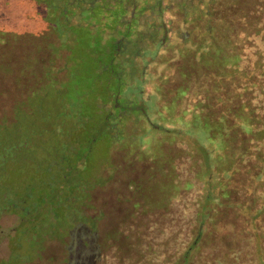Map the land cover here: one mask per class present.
Wrapping results in <instances>:
<instances>
[{
  "label": "rangeland",
  "instance_id": "1",
  "mask_svg": "<svg viewBox=\"0 0 264 264\" xmlns=\"http://www.w3.org/2000/svg\"><path fill=\"white\" fill-rule=\"evenodd\" d=\"M214 1L185 0L177 11L193 19L197 27L202 26L207 18H203L197 24L195 18L198 17L200 9L196 6L206 2L215 10V16L219 18V24L222 26L224 22L233 24L241 20L242 13L256 2V0H220L222 5L217 6L213 5ZM98 2L97 6H108L111 0H98ZM153 2L158 3V0H151L152 6H154ZM187 3L191 5L187 7ZM65 8L68 9L69 15L73 13V8L69 5ZM116 10V5H113L112 11L116 12ZM148 12H150L149 6H145L144 13L150 15L152 19L150 22L144 21L140 27V33L145 35L141 43L135 44L136 48L142 47L137 49L140 53L136 57L134 53L135 58L131 56L127 59L126 65H131L129 66L131 70L148 62H151V65L160 51L161 35L156 29L157 18L152 12ZM257 15L255 13L249 19L256 18ZM44 17L35 0H0V30L16 35V40H12L9 47H0V58L12 65H33L36 71L32 68L25 69V72L31 70V76L34 79L40 77L38 69L41 71L39 67L41 64L47 65L44 67L46 71L51 70L54 74L53 66L60 67L67 53L66 49L60 52L52 50L51 39L55 42L57 37L50 33ZM237 41L242 54L239 65H230L231 61L229 64L216 65L218 61L213 62V60L212 65H200L198 59H194L195 53L191 54L193 49L186 50L188 56L184 58L186 51L180 52L177 56L176 47L166 49V62L162 59V65L155 67L156 71H162L159 74L162 77L157 74L143 82L145 97L137 94L141 91L140 79L131 78L132 81L127 86L130 102L133 105L143 103L152 110L156 104V110L151 112L150 120L158 124L160 114V126L164 127L165 124L169 130L179 129L181 136L154 131L151 133V139H153L151 143L148 141L149 136L146 135L147 130L134 126L136 119H131L133 123H128V133H132L135 137L139 136L138 139L133 137L134 144L124 146L128 140L117 131L118 145L114 146L115 148L109 153L112 165L108 156L94 157L93 155L92 164L89 163L91 164L89 172L91 181L93 185L99 184V187L92 191L89 206L82 209L83 215L88 219L81 218L80 210L75 211L70 218L68 217L71 213L69 208L76 207L84 197L67 196L66 202L62 199L61 205L63 204L68 212H65L62 217L55 218L51 223V225L54 222L57 223L58 230H51L43 241L39 256L24 264H64L63 256L80 241H83L81 244L84 246L89 243L77 255L86 264H115L118 257L127 259L131 255L130 246L138 238V235L133 232L134 221L145 224L151 222L159 228L165 222L177 224L178 221H182L180 209L196 207L199 199H202V208L198 209L201 215L206 208H217L218 204H222L219 216L215 219L224 225V238L228 240V245L231 247L233 245L231 231L247 230L246 221L256 223L258 228L256 232L263 238L261 248L253 245L254 239L251 237L254 233L251 232L250 235L248 231L241 245V253L246 258L264 254V57H262L264 48L260 38L252 37L245 40L244 37H240ZM195 42L198 43V39L193 38L192 45H195ZM201 43L199 38V44ZM55 44L57 45L56 42ZM231 52L232 49H225L220 58ZM65 75L67 77V74ZM26 79L27 76L20 72L13 81L15 84ZM50 81L51 79L45 89H37L36 93L51 95ZM55 82L56 80H53V83ZM159 82L162 83L160 90L162 97L152 91ZM16 93L20 96L18 85L13 87L12 77L0 71V213L13 211L23 216L24 222L17 228V233L23 234L26 232L27 224L31 227L33 221H45V216L47 219L51 218L48 214L39 215L38 211L41 210L39 204L44 200L47 204L52 201L47 194H41L40 188L44 185V179H47L49 180L47 181L48 191L51 192L52 185L56 184L54 176L63 168L72 166L76 155L72 154L68 158H63L62 161L58 159L59 153L65 152L64 147L73 144L75 140L71 138L73 134L68 135L72 125L68 124L65 129L58 126L61 122L58 121L56 110L52 107V97L38 100L41 110L27 108L24 113L18 115L14 111L15 103L9 104ZM143 97L147 99L144 101ZM5 102L10 105L6 109ZM247 106L253 109V122L247 120ZM163 108L166 110L164 111ZM132 111L130 108L126 116L135 115ZM199 112L208 115V118L200 125L202 128L200 130L213 137L215 135L213 130L219 126L220 136L222 137L221 133L226 136L223 144L216 140L211 143L203 132L201 134L192 129L191 120H189L191 113ZM116 121L117 119L114 122ZM125 121L127 119L121 121V124ZM248 123H252L253 128L250 136L241 132ZM192 125L199 126L196 121ZM55 129L58 130L57 135H54ZM61 129L67 131V135L62 136ZM96 130H99L98 127ZM118 130L121 131L120 126ZM106 134L108 138V132ZM241 151L246 152V155L242 156ZM203 154H205L204 157ZM164 167L166 168L163 171ZM153 169L157 171H155V177L151 178L149 174ZM261 169L262 172H260ZM79 170L85 174L87 168L81 167ZM253 172L257 175L254 181L251 178ZM210 174L213 181L209 182L216 184L217 187L214 190V196L219 199L217 201L206 198L210 192L206 177ZM101 176L108 178L103 186H100V183H103L105 179ZM200 177L204 179V185L200 182L202 179ZM184 181L189 182V186L184 187L185 190L182 191L180 183ZM170 182L172 185H168ZM137 185L141 187L138 188ZM175 186H179L181 191L180 189L179 191L178 189L170 190V188H176ZM225 194L228 198H219ZM203 195L206 196L203 198ZM166 209L169 211L165 212ZM207 222L210 224L213 221ZM17 224L18 221H15L13 216L6 215L0 219V263L8 261L11 256L8 238ZM88 225L96 229L91 231ZM155 231L150 240L160 242L162 235L157 229ZM115 237L123 243L122 249L115 255L116 257L108 259L106 255L112 251V247L121 244L117 243L118 241H111ZM33 242L29 244L25 241L21 249L26 252V255L33 251L34 257L37 254L34 248L38 245ZM128 245H130L129 248H127ZM249 263L254 264L249 261L245 264Z\"/></svg>",
  "mask_w": 264,
  "mask_h": 264
},
{
  "label": "trees",
  "instance_id": "2",
  "mask_svg": "<svg viewBox=\"0 0 264 264\" xmlns=\"http://www.w3.org/2000/svg\"><path fill=\"white\" fill-rule=\"evenodd\" d=\"M219 1L220 0H215L213 5H222ZM35 2L39 4L38 6L40 12L44 14V19L48 22L52 30L57 31V29H60L61 27H59L58 22H54L53 18L55 16H59L60 20L65 18L66 13L64 11L66 8H63L62 1L35 0ZM182 2L184 3L185 0ZM203 4L196 6L200 10L198 12V17L195 19L198 24L203 20V18H207L202 26L197 27L195 34L196 39H198V43L195 42L196 49L194 59H198V61L201 63L200 65H212L214 61H218L216 65H225V63L229 64V61L232 62L230 65H239L240 60L242 61V54L241 51H239V44L237 40L240 37H244L245 40H248L252 37L260 38V42L263 44L264 48V16H262L264 13V0H256L254 4L250 5V7L247 8V10L244 11L240 16L241 20H237L233 24L224 22L222 26L219 24V18L215 16L216 12L210 7V4H207L206 2ZM255 13L258 14L257 17L249 19V17L253 16ZM48 14H52L53 17L51 18ZM13 36L14 38H11ZM199 38L202 41L201 44H199ZM12 40H16V35H11L10 32L0 30V47H9ZM225 49H232V52L220 58V55L223 54ZM262 57H264V52ZM95 59L99 60V58ZM3 60V58H0V71L3 72V74L6 73L12 77L13 87L14 85H18V91L20 92V96L17 95V92L15 94V98L10 99L9 103L10 105L12 102L13 104L15 103V113H18V115L19 113H24L27 108L41 110L42 107L38 104V100H44L47 97H52V107L55 108L56 117L58 118V121L61 122V125L58 124V126H62V128L65 129V126L68 124L72 125V130L68 131V135L73 134L71 138H74L75 140L73 144L64 147L65 152L59 153L58 155L59 161H62L63 158H68L72 154L76 155L74 164L72 166L69 165L67 169L63 168L54 176L56 177V184H54V186L52 185L51 192L48 191L49 183H47V181L49 180L47 179H44V185L40 188L41 194H47L48 197L52 199V201L50 204H47V202L44 200L39 204V208H41V210L38 211L40 213L39 215L41 216V214H48L51 218L47 219L45 216V221H33V225L31 227L30 224H27V228H25L26 232L23 233L21 237H18V235L13 237V240L11 241V256L9 257V260L0 263L10 264L17 262L19 264H24L27 261L37 258L42 249V244L46 235H49L51 230H58L56 227L57 223L54 222L53 225H51V223L55 218L62 217L64 216L65 212H68V210L66 211V209H64L65 206H63V204L61 205L62 199L64 202H66L68 201V199H65L67 196L79 197L80 195V197H84L83 200L78 202L76 207L69 208L71 213L68 215V217L70 218L72 214L75 213V211L80 210L79 214L81 218L88 219V217L83 215L82 209H84L83 206L85 208L89 206L87 205L89 200L88 192L93 186H95L93 185V181H91L92 177L89 176L92 164L91 161H93V155L95 157L96 154L94 153L96 144L102 142L103 138L107 136L106 133L110 132L111 130V116L107 115V112L104 111V108L105 104L107 103L113 104V95L117 91H115L112 84L107 83L106 80H103L101 77H97L98 82H105L106 84L105 88L107 92H101L102 90H99L100 85L98 88L96 87L97 84H94L95 79L90 80L88 77H86V75H89V72L84 71V73L81 74L80 72L76 71L70 76L68 80H65V83L64 81L61 82L58 80L53 83L55 78H52L50 73L47 71H43V73L40 71V77H38V79H34L33 76H31V70H28L27 73L25 72V69H34L33 65H12L11 63L5 62ZM95 63L97 65H101L103 61ZM20 72H23L24 76H27V79L23 82H15L14 84L13 78H16V75ZM47 74L49 77H51L50 90L52 96L49 94L36 93L37 89L43 90L48 85L50 79L47 80L49 78ZM47 89H49V87ZM93 92L95 93V96H93ZM105 95H107V97H105ZM9 104L7 105V102H5L4 108H8V106H10ZM99 106L101 108V112L99 111ZM246 110L247 120L249 122H253V109L247 106ZM206 118H208V115L202 114L200 112L191 113L189 120H191L192 129L203 134L204 132L200 130L202 129L200 125H202ZM195 121L199 126L193 127L192 124ZM187 124L189 125V122ZM247 125L248 126L244 130H241V132L247 136H250L253 133L252 123H248ZM96 127H98L99 130H96ZM60 131L62 136L67 135V131H62V129ZM57 134L58 130L55 129L54 135ZM213 134H215L213 137L207 132H205L203 135H205L206 139L209 142L211 141V143H213L215 140L220 144L224 143L226 136L223 133H221L222 137L220 136L219 126L213 130ZM241 154L242 156H245L246 152L242 153L241 151ZM204 156L205 154H203V157ZM90 162L91 164H89ZM81 167L87 168L85 174L79 170ZM260 172H262V169ZM256 176V173L251 175L253 181L256 179ZM102 178L104 179V177ZM206 181V183H209V186L207 187H209L210 192L207 196L203 195V198L206 196V198H210L211 201L219 200L216 196H214V190L217 188L216 184L209 182L213 181L211 174L206 177ZM200 182L202 185L205 183L203 178L200 180ZM180 184L182 191L185 190L184 187L189 186V182L187 181L181 182ZM170 190H173V188H170ZM183 195L184 194H182V196ZM226 195L227 194L221 195L219 198H228V195ZM201 203L202 199H199V203L196 207L189 206L181 208L180 217L182 221H178L177 224L165 222V224L159 228L158 226L156 227L155 224L153 225L151 222L150 224H145L143 222L134 221L133 232L135 235H138V238L131 246H127V248L130 246L131 255L128 256L127 259L124 257H118L117 255L118 261L115 264H245L248 261L253 262L254 264H264L263 253L256 255L257 257L250 256L249 258H246L245 255H242L241 253V245L245 239L244 236L247 235L248 231L250 235L251 232L254 233V236L251 237L254 239L253 245L255 247L261 248L263 238L259 233L256 232L258 229L255 225L256 223H250L249 221H246L245 226L248 227L247 230L231 231L230 235L233 240V245L231 247V245H228V240L224 238V225L215 219L216 216H219L222 204H218L217 208H206L204 210V214L201 215L198 213V209L202 208ZM168 211L169 209L165 210V212ZM207 221L213 222L209 224ZM91 226L92 225H88V228L91 231L96 229V227ZM28 227L30 228L28 229ZM155 229H157L158 233L162 235L160 242L150 240V237L156 233ZM25 241L29 242V244L34 241L33 244L36 243V245H38L37 248H34L36 250L34 252L37 253L36 256L33 257V251H30L31 257L30 254L26 255V252L22 251L21 248ZM111 241H118L117 243L121 244L117 247H112V251H109V253L106 255V258L108 259L113 258V256L116 257L115 255L120 253L123 245V243L117 237ZM81 242L83 241L75 243V247L69 249L68 252L63 256L65 261L64 264H86V262L83 259L78 258L77 255L79 251L84 250V247L88 246L89 243L84 246V244H81ZM104 243H106L105 239ZM28 246L29 245L27 244V247ZM108 247L106 248L107 250Z\"/></svg>",
  "mask_w": 264,
  "mask_h": 264
},
{
  "label": "flooded vegetation",
  "instance_id": "3",
  "mask_svg": "<svg viewBox=\"0 0 264 264\" xmlns=\"http://www.w3.org/2000/svg\"><path fill=\"white\" fill-rule=\"evenodd\" d=\"M61 1L63 8H65L66 5H69V7L73 8V13L69 15L68 9L66 8L64 11L66 15L63 20H60L59 16H55L53 18V21L58 22L59 27L61 28L55 31L52 30L49 24L48 28L50 30V33L52 35L54 34L55 38L57 37V40L55 41L57 45L55 44V42H53L54 39H51V44L53 45L52 50L60 52L61 50L65 51L66 49L67 53L66 57L64 58V62L60 63V67H57L56 65L53 66L54 74L51 73V70L48 71V73H51L52 78H55V80L61 82L64 81L65 83V80H68L70 76L76 71L80 72L81 74H83L84 71L89 72V75H86V77H88L90 80L95 79L94 84H97L96 87L98 88L100 85L99 90H102L101 92H107L105 88L106 84L105 82H98L97 77H101L103 78V80H106L107 83L112 84L115 91H117L113 95V104H105L104 111L107 112V115L111 116V130L110 132H108V138L107 136H105L102 142L96 144L95 156H108L109 162L112 165L109 153H111L113 148H115L114 146L118 145V135L116 133L117 131L118 133H121L124 139H127L129 141H127L124 146L133 145V137H135V135H133L132 133L129 134L127 128L128 123H130V120L133 118L136 119L134 126L136 125L140 128L143 127L147 130L146 135L149 136V142L153 140L151 139V133L154 131H158L161 134H176L177 136H181V134L179 133V129L169 130V128L166 127L165 124L164 127L160 126V114L158 116V124H154L150 120V114L152 111L156 110V104L153 110L150 107H146L145 105H143V103L140 105H133L129 100L127 86L128 83L132 81L131 78L140 79L141 91L139 93L137 92V94H141L144 96L142 84L145 80L152 79L154 75L161 74L162 71H156L155 67L162 65V59H165L166 62V49H175L177 47V56L180 52H185L188 49H193V51H191V54L195 53L196 48L195 45H192V43L193 38H196L195 34L197 31V25L194 24L193 19H189L187 15L177 11V9L181 8L183 0H158V3L153 2L154 6L151 5V0H114V2H112L111 0L110 5L108 6H97L99 4L98 0H83L82 2H80V0ZM138 2H141L143 4L137 5L136 3ZM201 4L203 3L201 2ZM37 5L39 4L37 3ZM113 5H116V12L112 11ZM188 5L191 4L187 3V7ZM145 6H149V11L152 12L153 15H155L157 18L156 29L158 30V32H160L159 34L161 35V41L159 45L160 51H158V55L154 58L155 62H153L151 65V62H148L146 65H138L135 70H131L129 67L131 65H126L127 59L131 56L135 58L138 53H140V51L138 52L137 49L142 47L138 46L136 48L135 44L141 43V41L145 37V35L140 33V27L144 21L150 22V20L152 19L150 15H146V13H144ZM193 7L195 8L194 5ZM195 11H197L196 8ZM192 14H194V12ZM48 15L51 18L53 17L52 14ZM190 24H192V26H190ZM179 46L180 48H178ZM134 53H136L135 57ZM187 56L188 52L186 51L184 54V58H187ZM95 58H99L100 61ZM53 59L55 60V58ZM102 61L103 63L101 65H97L95 63ZM46 66L47 65L42 64L41 66L39 65V67H41L42 73L43 71H46V69L44 68ZM39 72L40 71L38 69V73ZM65 74H67V77ZM159 77L162 76L159 75ZM161 89L162 83L159 82L152 91L157 92V96L162 97L160 93ZM93 96H95L94 92ZM144 97L143 100L145 101L147 97L146 99H144ZM155 98L154 102L156 101ZM130 108H132V112H134L135 115L132 114L129 117V115L126 116V114ZM100 109L101 108L99 106V111L101 112ZM165 110L166 108L164 109V111ZM116 119L117 121L114 122ZM124 119H127V121H125L124 124H121V121H123ZM131 123H133V121ZM119 126L121 131L118 130ZM135 138L138 139L139 136ZM149 144L150 143H148V145ZM165 168L166 167L163 168V171ZM151 171L152 172L149 175L151 178H154L155 171H157V169H153ZM103 177L105 181L100 184V186H103L107 182V177ZM164 177L165 173L163 172V178ZM170 178L172 177L170 176ZM170 184L172 185V182L168 183V185ZM133 186H135V184ZM97 187H99V184L95 185V187L93 186L92 189L89 190V200L92 191ZM137 187L140 188L141 185H137ZM177 189L179 191V186H177L176 188L173 187V191H177ZM89 200L87 202L88 205ZM83 208L85 207L83 206ZM6 215L13 216L14 220L18 221V224L12 229V233L8 238L10 250L13 237L17 235L18 237L22 236V234L17 233V228L22 225L24 221L22 220L23 216H19L18 213L13 211L1 212L0 219ZM97 218L100 220L99 217Z\"/></svg>",
  "mask_w": 264,
  "mask_h": 264
}]
</instances>
